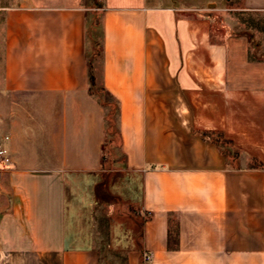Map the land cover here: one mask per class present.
Returning <instances> with one entry per match:
<instances>
[{
    "label": "crops",
    "instance_id": "crops-1",
    "mask_svg": "<svg viewBox=\"0 0 264 264\" xmlns=\"http://www.w3.org/2000/svg\"><path fill=\"white\" fill-rule=\"evenodd\" d=\"M1 2L0 264H264V0Z\"/></svg>",
    "mask_w": 264,
    "mask_h": 264
},
{
    "label": "rangeland",
    "instance_id": "rangeland-1",
    "mask_svg": "<svg viewBox=\"0 0 264 264\" xmlns=\"http://www.w3.org/2000/svg\"><path fill=\"white\" fill-rule=\"evenodd\" d=\"M92 7H93V12L95 13L94 15H92L90 17V21L88 24V33H89V45L91 46L92 42L95 40V42L97 43L96 46V50L98 51L96 56H95V61H94V65H95V72L97 71V73L99 74V63H100V45L102 43V25H101V17L102 15L100 14V11L98 10V4L102 3V0H86ZM186 4H195L196 6H198V8H200L203 12L205 13H212L211 15L214 17V24H219L222 23V21H229L232 20L230 18H238L240 21H242V25L239 24L237 27L235 26V28H240V27H244V28H250V30L252 29V31H256V29L260 28V21L258 19V17H256L255 15H253L252 13H246V14H234V10H229V9H223L220 10L221 8L225 7L228 3L227 0H185ZM3 2H1L0 0V5H2ZM216 13V14H215ZM1 20V19H0ZM97 24H96V23ZM95 23L96 25L94 26ZM3 40H4V27L2 25V22L0 21V55H1V49H2V45H3ZM97 62V63H96ZM1 80H0V97H1V92H2V88H1ZM100 85L99 84H95V87H93V90L97 93V96L99 97V99L101 101H105L107 102V109H109L110 111L114 108V101L112 100V98L110 97V95H108L107 93L103 92L102 90H100ZM3 101L0 99V102ZM115 109V108H114ZM112 118L115 120L116 119V112L115 110H113V116ZM111 125H115V121L113 122V120L110 122ZM115 127V126H113ZM113 129V128H112ZM111 129V132L108 134L107 137V141H106V145L104 148V167L107 170H116L118 167L122 166L121 163H118L115 161V158L118 157L120 155L119 153V147L117 146V136L113 133V130ZM7 131L5 130V128L1 127V121H0V139L2 137H4L6 135ZM124 182V181H123ZM122 182V186L121 189L125 187L124 183ZM101 189V188H100ZM129 192H131V196H132V190L128 189ZM136 191L134 192V194L136 196H138L137 194H139L138 189H135ZM99 194L102 196V198H105V200L108 199V195H106V191L102 188L99 191ZM132 198V197H131ZM117 201V200H115ZM122 205V206H121ZM121 209H125L124 212H127V208L129 207L126 204H120ZM124 207V208H123ZM138 221V220H137ZM139 222V221H138ZM113 260L112 259H104L102 260V264H113Z\"/></svg>",
    "mask_w": 264,
    "mask_h": 264
},
{
    "label": "trees",
    "instance_id": "trees-1",
    "mask_svg": "<svg viewBox=\"0 0 264 264\" xmlns=\"http://www.w3.org/2000/svg\"><path fill=\"white\" fill-rule=\"evenodd\" d=\"M90 84H91V87H92V89L90 88V92L92 93V94H94V91H93V87H94V77L90 74ZM100 90H102L103 92H105L106 93V91L104 90V88H101ZM102 104L103 105H106L107 106V102H105V101H102ZM114 109V108H113ZM113 109L110 111V112H108V114H107V120H108V123H109V126H108V132L109 131H111V129H112V127H113V125H111V121H112V115H113ZM204 136H208V132H203L202 133Z\"/></svg>",
    "mask_w": 264,
    "mask_h": 264
},
{
    "label": "built area",
    "instance_id": "built-area-1",
    "mask_svg": "<svg viewBox=\"0 0 264 264\" xmlns=\"http://www.w3.org/2000/svg\"><path fill=\"white\" fill-rule=\"evenodd\" d=\"M4 139H8V136H5ZM0 161L4 163H10L11 161L9 151L4 145L3 140H0ZM146 259H149V256H147Z\"/></svg>",
    "mask_w": 264,
    "mask_h": 264
}]
</instances>
